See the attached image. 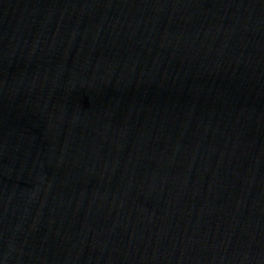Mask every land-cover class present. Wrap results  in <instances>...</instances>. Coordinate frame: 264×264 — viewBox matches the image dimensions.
<instances>
[{
    "label": "water",
    "instance_id": "95a60500",
    "mask_svg": "<svg viewBox=\"0 0 264 264\" xmlns=\"http://www.w3.org/2000/svg\"><path fill=\"white\" fill-rule=\"evenodd\" d=\"M0 264H264V0H0Z\"/></svg>",
    "mask_w": 264,
    "mask_h": 264
}]
</instances>
